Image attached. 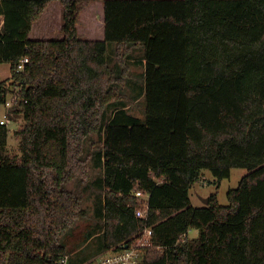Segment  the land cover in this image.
I'll use <instances>...</instances> for the list:
<instances>
[{
	"label": "trees",
	"instance_id": "obj_1",
	"mask_svg": "<svg viewBox=\"0 0 264 264\" xmlns=\"http://www.w3.org/2000/svg\"><path fill=\"white\" fill-rule=\"evenodd\" d=\"M53 1L63 7V37L31 39ZM83 1L0 0V65L12 70L0 81V105L23 85L8 113L24 119L20 157L6 152L9 131L0 126V264L69 256L60 237L83 215V198L68 186L88 177L84 145L93 134H103L104 250L149 227L142 264H264V0H105L103 40L79 35ZM137 47L145 123L126 109ZM234 168L248 173L229 205L217 194L192 205L203 170L222 181ZM134 189L149 194L147 219L136 216Z\"/></svg>",
	"mask_w": 264,
	"mask_h": 264
},
{
	"label": "rangeland",
	"instance_id": "obj_2",
	"mask_svg": "<svg viewBox=\"0 0 264 264\" xmlns=\"http://www.w3.org/2000/svg\"><path fill=\"white\" fill-rule=\"evenodd\" d=\"M99 0H84L82 4V11L80 15L81 25L85 26L88 21L89 14L86 13L87 6L93 3L92 9L95 10V18L98 20ZM60 1H53L42 14L40 20L34 25V29L30 34V38L34 40H48L63 37L61 27L59 23L63 22V9L61 8ZM50 19V25L43 27V32L37 34V29L42 26L41 21ZM3 24V17L0 16V29ZM59 24V26H58ZM54 27L52 31H50ZM98 28L95 24V31ZM52 33V34H51ZM102 36H95L91 40H103ZM116 48L115 43L108 44V54L110 57V64L115 65L113 59V50ZM137 57H144V51L139 49L136 51ZM143 63H131V70L133 76L129 79L131 84H136V91L128 86L125 90L128 96L127 100L129 107L128 112L136 117L142 119V123L146 122L147 117V100L145 95V81L142 77L144 72ZM136 75V76H134ZM12 76V70L9 63H3L0 65V81L9 82ZM142 89V91H140ZM144 93V94H143ZM108 109L107 118L111 119L113 109ZM6 112L4 105H0V117ZM13 119L11 127L15 130L14 135H9L8 145L6 152L12 156H21L20 151V137L15 132L24 123L22 117ZM108 119V120H109ZM103 146V134L91 135L84 145L83 157L87 161L89 174L87 178L76 180L72 182L68 188L71 191L82 195V210L83 215L74 221L69 230L63 233L60 237L61 243L66 247L70 256V264H88L94 260L102 259L108 253V250H104L103 241V219L102 208L104 206V196L100 191V181L103 178V165L99 161L98 154L102 151ZM248 173L245 168H234L231 171V176L222 181H218L209 170H203V174L200 180L190 189V199L194 207L206 206L204 200L211 195L217 194L218 201L221 205H229L228 192L230 190L238 188L242 178ZM199 235L196 229H191L188 233L190 239L196 238Z\"/></svg>",
	"mask_w": 264,
	"mask_h": 264
},
{
	"label": "built area",
	"instance_id": "obj_3",
	"mask_svg": "<svg viewBox=\"0 0 264 264\" xmlns=\"http://www.w3.org/2000/svg\"><path fill=\"white\" fill-rule=\"evenodd\" d=\"M29 63V58L20 60L16 71L22 72ZM10 86V83L8 84ZM23 85L17 84L11 87L6 95L4 106L6 112L0 117V126L8 128L9 135H14V129L11 127L13 119L8 111L16 106L22 100ZM132 195L140 200L141 206L136 209V216L141 219H147L149 214V194L140 189H134ZM153 246V229L147 227L138 237L131 242H124L118 247L108 250V253L102 259L94 260L88 264H142L147 250ZM162 246H158L157 250H163ZM70 257H63L59 264H70Z\"/></svg>",
	"mask_w": 264,
	"mask_h": 264
},
{
	"label": "crops",
	"instance_id": "obj_4",
	"mask_svg": "<svg viewBox=\"0 0 264 264\" xmlns=\"http://www.w3.org/2000/svg\"><path fill=\"white\" fill-rule=\"evenodd\" d=\"M104 2H105V0H99V8L97 9V12H98V20H97V18H95V10L94 9H92L91 7H93V3H90L86 8H87V10H86V13L87 14H89V18H88V21L86 22V25L85 26H82L81 24V20H80V18H79V23H78V32H79V35L81 36V38H83V39H85V40H91V39H93L95 36H102V37H104L105 38V17H104ZM51 4V3H50ZM49 4V5H50ZM83 4H84V1H83ZM62 5V4H61ZM49 7V6H48ZM47 7V8H48ZM61 8L63 9V7L61 6ZM47 10V9H46ZM45 10V11H46ZM81 13H83V11H82V6H81V11H80V15H81ZM40 20V19H39ZM4 21V20H3ZM46 22L44 23V21L42 22H40V23H42V26H40L38 29H37V34L38 33H42L43 32V27L44 26H48V25H50V23H48V22H50V19L47 21V20H45ZM37 22H35L34 23V25L36 24ZM59 24H60V26H59ZM58 24V26L59 27H61V29H62V25H63V22H61V23H59ZM95 24H96V26H98V28L96 29V31H95ZM3 25V24H2ZM34 25H33V27H34ZM34 29V28H33ZM33 29H32V31H33ZM53 29H55L54 27L51 29V27H50V31H52ZM32 33V32H31ZM52 34V33H51ZM139 49H141V50H143L144 51V49L142 48V47H137L136 49H134L133 51H132V55H131V59H129V63H130V78L133 76V73H132V70H131V63H133L134 65H136V63H143V67H144V72H143V74H142V76H144V73H145V64H146V60L144 59V57H137L136 55H135V53H136V51L137 50H139ZM115 50V49H114ZM134 76H136V75H134ZM129 78V79H130ZM128 86L130 87H132L133 88V90L134 89H136V87H137V85L135 86V85H133V84H131V83H129L128 85H126L125 86V88L124 89H127L128 88ZM140 91H142V89L140 90ZM129 106H127L126 107V109L128 108ZM128 110V109H127ZM198 231V230H197ZM198 233H199V231H198Z\"/></svg>",
	"mask_w": 264,
	"mask_h": 264
},
{
	"label": "water",
	"instance_id": "obj_5",
	"mask_svg": "<svg viewBox=\"0 0 264 264\" xmlns=\"http://www.w3.org/2000/svg\"><path fill=\"white\" fill-rule=\"evenodd\" d=\"M204 202H205L206 205H208V203H209V199H208V198L205 199Z\"/></svg>",
	"mask_w": 264,
	"mask_h": 264
}]
</instances>
